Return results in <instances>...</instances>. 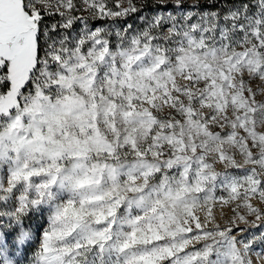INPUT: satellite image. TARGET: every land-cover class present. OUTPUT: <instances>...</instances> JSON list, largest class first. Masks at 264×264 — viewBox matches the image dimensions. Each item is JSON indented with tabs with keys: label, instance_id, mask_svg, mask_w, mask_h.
Segmentation results:
<instances>
[{
	"label": "snow or ice",
	"instance_id": "snow-or-ice-1",
	"mask_svg": "<svg viewBox=\"0 0 264 264\" xmlns=\"http://www.w3.org/2000/svg\"><path fill=\"white\" fill-rule=\"evenodd\" d=\"M210 3L0 0V264H264V0Z\"/></svg>",
	"mask_w": 264,
	"mask_h": 264
},
{
	"label": "rangeland",
	"instance_id": "rangeland-1",
	"mask_svg": "<svg viewBox=\"0 0 264 264\" xmlns=\"http://www.w3.org/2000/svg\"><path fill=\"white\" fill-rule=\"evenodd\" d=\"M196 2H197V0H187V3L188 4H193V3H196ZM208 2H210V0H199V3L201 5V8L202 9L203 8H210V7H212V6H209L208 5ZM169 8H171V4H169ZM128 22L131 23L132 21L129 20ZM96 23H100V22L97 21ZM217 215L219 216L220 213L217 212ZM29 223H31L34 227H38L42 223V220L40 218H36L35 220L29 221ZM255 259H256V257L253 256V260H255Z\"/></svg>",
	"mask_w": 264,
	"mask_h": 264
},
{
	"label": "trees",
	"instance_id": "trees-1",
	"mask_svg": "<svg viewBox=\"0 0 264 264\" xmlns=\"http://www.w3.org/2000/svg\"><path fill=\"white\" fill-rule=\"evenodd\" d=\"M208 5L214 7V5H212L210 2H208Z\"/></svg>",
	"mask_w": 264,
	"mask_h": 264
}]
</instances>
